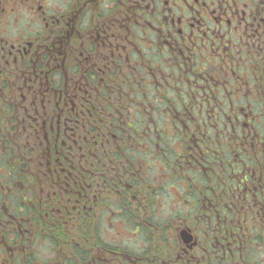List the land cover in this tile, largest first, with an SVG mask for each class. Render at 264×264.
<instances>
[{
    "label": "flooded vegetation",
    "instance_id": "af4514ba",
    "mask_svg": "<svg viewBox=\"0 0 264 264\" xmlns=\"http://www.w3.org/2000/svg\"><path fill=\"white\" fill-rule=\"evenodd\" d=\"M0 264H264V0H0Z\"/></svg>",
    "mask_w": 264,
    "mask_h": 264
}]
</instances>
